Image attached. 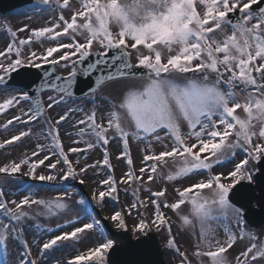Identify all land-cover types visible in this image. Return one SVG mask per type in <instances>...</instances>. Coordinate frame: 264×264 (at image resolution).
I'll return each instance as SVG.
<instances>
[{
  "label": "snow or ice",
  "instance_id": "obj_1",
  "mask_svg": "<svg viewBox=\"0 0 264 264\" xmlns=\"http://www.w3.org/2000/svg\"><path fill=\"white\" fill-rule=\"evenodd\" d=\"M27 19L0 21V264H142L113 238L133 213L130 255L158 235L167 264H264L246 219L264 190V0H33Z\"/></svg>",
  "mask_w": 264,
  "mask_h": 264
},
{
  "label": "water",
  "instance_id": "obj_2",
  "mask_svg": "<svg viewBox=\"0 0 264 264\" xmlns=\"http://www.w3.org/2000/svg\"><path fill=\"white\" fill-rule=\"evenodd\" d=\"M32 0H0V13L6 14L16 8L22 7L24 5H27L31 3ZM95 57H91L90 60L94 61ZM45 68H48L50 66H44ZM42 72V69H22L21 73L22 76H16V80L20 81L22 77L27 79H35V77L32 75L34 73H40ZM97 74L93 73L90 77L83 78L80 77L78 80V83L80 84L81 88L86 89V85L89 81H94L95 76ZM15 76V74H14ZM258 168L260 167V163H257ZM256 191L258 193H256ZM249 194L253 197L252 199V206L253 203H257L259 206V210H256L252 207V212L246 219L252 220V228H261L264 226V206H262L261 201L264 200V190H262L261 186L251 185L248 189ZM239 206V205H238ZM247 212V209H246ZM120 238L124 241V244L121 245V248L123 249L121 255L118 257L119 260L122 261H129V260H136L142 262V264H165L163 255L161 252V248L159 245V242L157 240L156 235H153L152 241H151V251L145 254H139V255H130L129 254V247L131 244L135 243V240L131 238L129 233H125L123 235H120ZM111 259V257H110Z\"/></svg>",
  "mask_w": 264,
  "mask_h": 264
},
{
  "label": "rangeland",
  "instance_id": "obj_3",
  "mask_svg": "<svg viewBox=\"0 0 264 264\" xmlns=\"http://www.w3.org/2000/svg\"><path fill=\"white\" fill-rule=\"evenodd\" d=\"M31 5L27 6L25 8L16 10V11L10 13V14L4 15V16H0V21L7 20L11 24V26L13 27L14 30L18 29L19 27H22L23 23H29L27 17L29 15H31ZM32 26L36 27L37 25L36 24H32ZM25 35H26V33H25ZM4 36H6V33H4L2 30H0V39H3ZM239 111L240 110H238V112ZM4 122H6V117L3 116V115H0V124H3ZM8 135H9L8 132H5V131H3V129H0V138H3V137L8 136ZM133 155H134V158H135V149H133ZM99 158H100V153L99 152H96L94 156H91V154H90L89 162H92V159H99ZM123 170H124V165L120 164V166L115 170V175H116L117 178H119L122 175V171ZM183 183L185 185H187L188 183H190V181L185 180ZM92 190H93L92 187H88V188L84 189V191L89 193V194L91 193ZM43 195L54 196L55 193L54 192H45V193H43ZM146 195H147V193L141 191V193H140L141 199H144ZM131 202H132L131 201V196L129 194V199L125 200V201H122L121 207H124L126 204H129ZM151 210H152L151 207H149L148 211L150 212ZM141 211H144V210L142 209ZM105 213L106 214L99 213V215H110L111 214L110 212H105ZM144 214L147 215V212H145ZM138 219H139V217L135 213H133L132 217H126V222L129 225V231L128 232L130 234H131V228L138 221ZM173 219H175V217H173ZM105 224H106V227H111V222L110 221H105ZM254 231L257 232L258 234H261L262 236H264V227H262L258 231H256V230H254ZM220 235H221V238H223V234L220 233ZM158 238L160 240L159 236H158ZM118 241H120V240H118ZM160 244H161V240H160ZM89 246H91V245H89ZM161 247H162V244H161ZM85 250H86V247L82 246L81 247V251H85ZM162 250H163V253H164L165 260L167 262V260L169 258L170 250L165 251L163 247H162Z\"/></svg>",
  "mask_w": 264,
  "mask_h": 264
},
{
  "label": "bare ground",
  "instance_id": "obj_4",
  "mask_svg": "<svg viewBox=\"0 0 264 264\" xmlns=\"http://www.w3.org/2000/svg\"><path fill=\"white\" fill-rule=\"evenodd\" d=\"M103 214H106L105 212Z\"/></svg>",
  "mask_w": 264,
  "mask_h": 264
}]
</instances>
